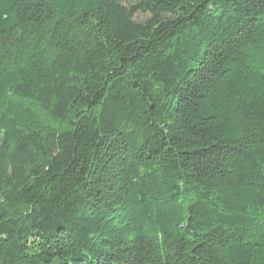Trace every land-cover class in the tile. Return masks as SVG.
I'll use <instances>...</instances> for the list:
<instances>
[{
	"label": "trees",
	"instance_id": "1",
	"mask_svg": "<svg viewBox=\"0 0 264 264\" xmlns=\"http://www.w3.org/2000/svg\"><path fill=\"white\" fill-rule=\"evenodd\" d=\"M0 264H264V0H0Z\"/></svg>",
	"mask_w": 264,
	"mask_h": 264
},
{
	"label": "rangeland",
	"instance_id": "2",
	"mask_svg": "<svg viewBox=\"0 0 264 264\" xmlns=\"http://www.w3.org/2000/svg\"><path fill=\"white\" fill-rule=\"evenodd\" d=\"M136 20H137L138 22H140V21H143V20H144V18H143V17H141V16H137V17H136Z\"/></svg>",
	"mask_w": 264,
	"mask_h": 264
}]
</instances>
